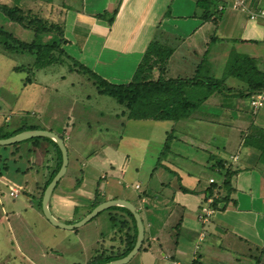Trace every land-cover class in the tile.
<instances>
[{
  "label": "crops",
  "instance_id": "obj_1",
  "mask_svg": "<svg viewBox=\"0 0 264 264\" xmlns=\"http://www.w3.org/2000/svg\"><path fill=\"white\" fill-rule=\"evenodd\" d=\"M117 1L120 4L111 26L94 17L104 9L113 10ZM146 1L83 0L81 11L69 13L73 16L65 13L66 52L106 81L125 84L131 80L156 30L160 29L169 38L181 40L167 62L168 74L189 76L199 69L210 76L220 72L217 78H223L226 62L233 53L247 56L264 71V17H249V12L264 11V0H215L216 8L223 6L222 10L215 15L216 19L211 17L206 21L200 17L202 9L197 8V0H153L150 6ZM234 2H243L246 10L232 8ZM217 32L220 33L217 35ZM218 66L222 71H216ZM225 83L237 89L243 85L233 77L226 78ZM226 97L213 95L191 117L177 122L167 121L168 126L162 130L169 138L157 136L161 145L159 151L156 148L151 151L145 142L137 148L130 145L133 143H125L124 150L105 148L104 144L93 150L100 142L90 132L91 127L85 124L83 117L72 119L69 114L54 127L43 123L42 127L34 128L63 136L67 150V169L51 193L50 214L59 223L72 225L100 203L123 200L136 208L143 226V240L135 254L139 255V264H191L194 259L200 264H264V167L257 162V153L252 148L234 151L241 146L247 126L246 122L238 121L234 123L235 127L230 120L234 109L239 114L233 121L246 120L245 112L252 111L248 104L250 97L244 102L237 100L233 107V102L229 105L230 99ZM129 121L138 120L124 121V126H116L117 130H112L109 121L104 129L123 139ZM226 127L235 132L227 133ZM167 129L176 135H167ZM140 136L146 140L145 132L139 131L135 137ZM165 140L169 143L168 151L161 155ZM32 141L33 146H37L39 140ZM50 144L53 157L45 169L48 178L57 163V152ZM84 158L85 164L80 170L77 166ZM218 160L226 161L227 165L234 164L239 171L224 209H219L223 205L220 202L219 208L212 209L213 213L202 221L201 205L208 199L220 197L217 188L223 175L221 170L213 167ZM30 168L23 166L19 172L20 182L22 171L25 170L24 175L32 171ZM74 168H78L82 176L75 177ZM69 170L70 175L67 174ZM89 172H92L93 181L88 177ZM97 174L100 175L98 180L95 179ZM214 174H220V179ZM210 179L214 182L210 183ZM76 180H79L78 186H75ZM43 186L41 181L34 183L35 194L22 198L23 203L28 202L33 210L34 226H49L51 233H54L52 229L77 232L79 228H59L44 217L41 200L39 204ZM26 187L24 184L22 190ZM209 187H213L212 194L206 197ZM94 202L97 204L93 206ZM121 208L124 207L104 210L110 215L106 219L112 224L105 234L110 251L103 257H113L125 251L133 234L132 220ZM116 223L122 236L115 234ZM42 233L46 232L42 230ZM99 239H95L96 246L104 248V245L99 246Z\"/></svg>",
  "mask_w": 264,
  "mask_h": 264
},
{
  "label": "rangeland",
  "instance_id": "obj_2",
  "mask_svg": "<svg viewBox=\"0 0 264 264\" xmlns=\"http://www.w3.org/2000/svg\"><path fill=\"white\" fill-rule=\"evenodd\" d=\"M152 1L147 0L146 5L150 6ZM0 4L31 9L45 20H63L64 29L66 27L65 13L68 15L69 13H77L80 10L73 7L65 10L60 6L62 0H0ZM159 10L164 12L162 9ZM69 15L73 16L72 14ZM0 24L25 41L44 43L48 39L44 37L41 39L38 37L37 39L33 33L21 30L18 25H10L1 17ZM219 33L217 32V35ZM55 40L56 38L53 39V42ZM108 42H111V39H108ZM33 62L32 55L7 53L0 47V118L2 120L0 127L3 132L8 133L19 128L33 126L42 127L43 123L54 127L59 120L63 121L64 117L69 114L72 119L83 117L84 121L86 120L85 124L91 127L90 132H93L92 135H95L97 141L100 142L93 150L99 149L103 144L105 148L109 146V149L124 150L125 143H133L130 145L137 148L143 146L142 143L145 142L146 146L149 144L151 151L154 148L159 151L161 145L157 141V136H162L163 139L169 138V136L165 137L162 130L165 126H168L167 121L160 123L152 120L126 122L128 126L124 129L125 136L123 139L107 133L104 126L109 125V121L112 130H115L116 126H124V121L129 120L121 115V112L124 111L122 106L112 98L98 94L91 80L74 69L69 71L67 67L59 65L34 69ZM69 65L73 66L72 62H69ZM13 66H29L30 69L20 72L13 71L11 69ZM217 69L222 71L221 66H218L216 71ZM219 74L220 72L213 76L217 78ZM26 78H29V80ZM231 88L233 91L226 98L230 99L228 101L229 105L233 102V107L234 102L237 100L244 102L245 99L233 98L238 87L231 85ZM261 93L264 94V92ZM262 110L264 111V108ZM253 112L256 111L248 109L245 112L246 120L233 121L239 112L236 109L232 110L233 117L230 116L232 125L235 126L234 123L241 121L244 124L246 122V126L250 128L252 123H255V119L257 123H261L257 117L258 115L255 117ZM4 118H7L6 122H4ZM227 127V133L235 132V130L232 131ZM139 131L145 132L146 140L142 136L140 138L135 137ZM167 131V135H176L175 132L170 134L169 129ZM32 140L34 139L21 141L17 146H0V264H86L93 255L106 256L110 250L107 247L108 236L105 234L111 229L109 224H112L106 219L110 218L107 211L100 212L83 227L75 228L78 230L75 233H71L70 230L61 231L60 229H52L54 233H51L49 232V226L43 228L37 224L40 229L34 226L33 219L36 217L33 215V210H30L28 202L23 203L22 198H25L27 194H35L34 183L41 181L42 186L45 184L48 178L45 169L52 160L53 151H50L52 146L49 141L39 139L37 146H33ZM244 147L250 148L244 146L241 142V146L234 151H239ZM163 150L168 151V148L164 149L163 147ZM85 158L78 163L77 167L80 170H83ZM236 158L232 160L236 161ZM2 164H5L6 168L2 167ZM33 164L35 167H33ZM23 166L26 168L30 166L32 171L24 175L25 170L22 171L23 178L20 182L21 175L19 172H21ZM77 169L74 168V173L77 174L75 177L82 176L80 170ZM70 173L69 170L67 174L70 175ZM88 175L90 181H93L92 172H89ZM99 176L97 174L95 179L98 180ZM66 177L68 176L66 175ZM214 177L220 179V174H214ZM24 184L27 187L23 191ZM11 188L18 189L19 197L9 196V189ZM54 215L61 219L64 218L58 213H54ZM116 227L115 234L122 236L118 223H116ZM41 229L46 233H42ZM98 238L101 240L99 246L104 245V248L96 246L95 239ZM138 256H135L129 264H139Z\"/></svg>",
  "mask_w": 264,
  "mask_h": 264
},
{
  "label": "trees",
  "instance_id": "obj_3",
  "mask_svg": "<svg viewBox=\"0 0 264 264\" xmlns=\"http://www.w3.org/2000/svg\"><path fill=\"white\" fill-rule=\"evenodd\" d=\"M82 3L83 0H62L60 6L65 8V10L73 7L81 11ZM119 4L120 1H117L113 10L105 9L94 17L104 21L108 26H111L117 14ZM196 6L202 9L200 17L204 21L211 17H215V15L220 12L215 6V0H197ZM0 17L5 19L10 25H18L21 30L33 33L37 39L38 37H40V39L42 37L48 38L44 43L25 41L20 39L16 33L6 30L0 24V47L4 52L32 55L34 58V69H44L45 67L59 65L67 67L69 71H73L74 69L76 72L86 75L95 86L98 94L112 98L117 104L124 108L121 115L129 120H166L177 122L191 117L192 114L198 112L199 107L211 96H217L218 94L222 96L231 95L233 89L231 85H226L225 83V79L228 77H233L238 80V82L240 81L243 83L240 89H237V93L233 98L239 97L241 99H248L258 92H264V71L259 70L252 61H249L247 56L237 53H233L227 60L223 78L218 79L210 75H204L199 69H196L195 73L189 76H173L170 73L168 74L167 62L181 40L176 37L169 38V36L160 29L156 30L131 80L125 84H112L98 76L91 69L75 60L66 52L64 46L68 41L64 37L63 20H45V18H41L38 13H35L31 9L7 6L5 4H0ZM54 38H56V40L53 42ZM69 62H72L73 66L69 65ZM29 69V66L13 67V71L19 72ZM26 79L29 80V78ZM262 107L263 105L260 108ZM254 116H257L261 123H257L255 119V123H252L250 128L247 127L249 131L243 132L242 144L244 146H249L257 153V162L264 167V112H258L254 114ZM34 128L37 127L33 126L30 127V129L19 128L8 133L3 132L0 128V139L11 137L26 130H36ZM32 139L36 142L39 139L51 142L57 152V163L49 180L41 190L39 197L40 204L45 187L60 167L61 155L57 145L52 140L42 137ZM167 143V140H165L164 149L168 148ZM12 145L17 146L18 143ZM164 152L163 150L161 155H164ZM3 167L6 168V165ZM213 167L222 171L223 181L217 188L220 197L217 200H213L210 207L212 209H217L219 208L218 204L221 202L223 205L219 209H224V204L230 200L235 177L239 170L234 164L227 165V162L223 160L216 161ZM76 185H79V180L75 181V186ZM212 190L213 187H209L206 190V197L211 196ZM96 204L97 202H94L93 206ZM121 209L128 213L133 226V234L128 241L127 249L113 257L109 256L103 258L99 255H94V257L89 260L88 264H101L111 261L114 258L119 259L132 249L136 238L135 221L129 211L124 208ZM191 264L200 263L194 259Z\"/></svg>",
  "mask_w": 264,
  "mask_h": 264
},
{
  "label": "water",
  "instance_id": "obj_4",
  "mask_svg": "<svg viewBox=\"0 0 264 264\" xmlns=\"http://www.w3.org/2000/svg\"><path fill=\"white\" fill-rule=\"evenodd\" d=\"M36 137H42L52 140L58 147L61 155V163L58 171L56 174L52 177L51 181L48 183V185L45 187L42 198H41V211L44 215V217L51 223L53 226H57L59 228H65V229H74L77 227L82 226L83 224L90 221L92 218H94L97 214L100 212L112 208V207H124L126 208L133 216L136 226V238L134 245L132 249L123 257L115 260H111L105 263L101 264H125L129 262L135 254L138 252L140 245L143 240V226L141 223V219L139 214L137 213L136 208L128 203L127 201L123 200H112L100 203L96 205L85 217H83L80 221L77 223H74L72 225H65L62 223H59L49 212L48 209V203L51 196L52 191L54 190L55 186L59 182V180L65 175L67 164H68V156H67V150L65 148L63 139L56 135L55 133H52L47 130H26L19 132L16 135H13L11 137L0 139V146H6V145H12L15 143H19L21 141L32 139Z\"/></svg>",
  "mask_w": 264,
  "mask_h": 264
},
{
  "label": "built area",
  "instance_id": "obj_5",
  "mask_svg": "<svg viewBox=\"0 0 264 264\" xmlns=\"http://www.w3.org/2000/svg\"><path fill=\"white\" fill-rule=\"evenodd\" d=\"M222 7L223 6H219L217 7V9L219 11L222 10ZM232 8H239L240 10H246V7L244 6L243 2H234L232 4ZM249 17L251 19L257 17V16H260V17H264V11L260 10L258 12H249ZM263 101H264V94L261 93V92H258L254 95H252L250 98H249V101H248V104H249V107L253 110V111H256L258 110L262 104H263ZM210 183H213L214 180L213 179H210L209 180ZM137 187V186H136ZM19 194V191L18 189H9V196L13 197V198H16ZM213 203V199H208L206 203L202 204L201 207H200V211H201V214H202V221H206L207 218L213 213V210L212 208L210 207V205Z\"/></svg>",
  "mask_w": 264,
  "mask_h": 264
}]
</instances>
